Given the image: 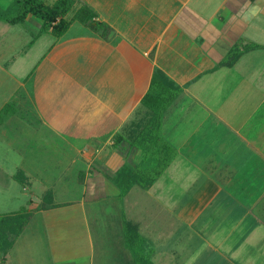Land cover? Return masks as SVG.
I'll list each match as a JSON object with an SVG mask.
<instances>
[{"label": "crops", "instance_id": "0c3cea01", "mask_svg": "<svg viewBox=\"0 0 264 264\" xmlns=\"http://www.w3.org/2000/svg\"><path fill=\"white\" fill-rule=\"evenodd\" d=\"M74 1V8L85 4L110 26L107 38L74 20L55 39L39 32L41 20L28 15L20 23L28 26L19 27L22 41L13 27L19 23H0V69L22 87L24 103L0 119V133L13 120L27 134L15 133L12 152L33 161L57 160L62 171H78L79 199L55 203L49 187L55 204L33 203L37 212L75 203L84 219L89 207L107 201L104 211L111 216L103 211V218L117 228H96L98 234L87 237L89 255L98 254L105 264L111 255L118 264H135L124 243V223L141 235V250L153 264H264V164L259 171L255 165L250 171H232L211 165L208 152L200 157L202 171L186 168L210 143L208 137H214L213 145L219 141L217 127L244 134L248 117L237 114L243 113L248 94L243 99L229 88L239 72L252 74L251 54L264 49V0ZM249 43L263 46L244 50L230 66L221 64L233 47ZM13 65L26 71L17 73ZM155 68L180 88L163 111L160 128L175 156L150 187L135 184L120 197L114 172L122 165L136 168L143 151L127 139L115 146L113 139L148 111L142 98ZM5 83L1 78L0 85ZM232 116L237 122L228 120ZM18 169L30 187L27 169ZM8 185L7 176L0 179L1 190ZM91 222L102 221L93 216Z\"/></svg>", "mask_w": 264, "mask_h": 264}, {"label": "rangeland", "instance_id": "374dc122", "mask_svg": "<svg viewBox=\"0 0 264 264\" xmlns=\"http://www.w3.org/2000/svg\"><path fill=\"white\" fill-rule=\"evenodd\" d=\"M7 2H10V0H0V7L5 9L8 6V4L6 5ZM21 25L28 26L25 22L24 24H16L13 27L16 31V40L23 41L24 37L22 36L25 34H22L19 30ZM258 50V52L254 51L251 54V61L248 64L249 71H252V74H248L250 72L246 73L245 70L239 72L242 75L236 76L231 88H229L232 89V95L237 94L243 99L248 94V99L246 98L248 101L243 103V113L239 112L237 114L241 119L248 117L249 122H244L245 126L241 130L244 134L236 135L227 132L229 131L227 126L224 128L217 127L216 130L220 132L219 138L216 139H219V141L213 145L215 142L214 137H208L207 140L210 143L202 145L203 152L195 157L192 165L186 167L187 171L191 168L195 171H202L203 164L200 157H204L208 152L207 157L213 159L211 165L229 167L232 168V171H250L254 165L256 171H259L258 168L263 167L264 163H261V158L264 157V49ZM0 64L2 65L1 62ZM14 70L17 73H23L26 71V67L22 65L17 69L14 67ZM8 71L13 72L11 69H8ZM8 75L0 69V79L2 78L6 82L0 85V106L6 104L0 111V119L5 114L12 113L13 110H21L24 104H20L23 95L22 87H15L12 78ZM4 76H7V78H4ZM246 76H248V79ZM220 97L221 95L218 94L217 99ZM216 106H219V104H216ZM228 120L237 122V117L232 116ZM14 126L13 120H9L8 129L3 130V134L0 133L2 134L0 136V171H3L0 174V179L5 181L7 176L8 184L11 183V187L8 185V188L4 191L0 189V214L17 212L21 207H24L31 209L32 217L18 235L19 237L16 238L12 250L9 252V262L1 261L0 256V264H89L91 258L94 264H105L102 259L100 260L98 254L95 256L89 255L90 244L87 237L89 233L98 234L99 230L96 228L103 231H107V227L111 228L110 231L117 228V224L116 226L111 223L107 225L103 218L102 213L106 212L108 215V210L104 211L107 201L102 203V200H100L96 202V206L93 204L92 208L89 207V210H87V212L89 211L88 215L86 214L84 219L81 216V209L75 203L69 206H58L57 204L58 209L56 210L37 212L40 209L35 207L33 203H39L40 205L43 192L46 191L44 189L48 190L49 187L54 188L53 200L55 203L58 201L71 202L79 199V186L76 183L78 171H62L60 167L55 166L57 160L41 157L40 160L35 159L33 161L29 156L25 157L12 152L10 149L15 141L13 139L18 138L15 133L27 134V129L22 125ZM251 137L253 143H250ZM15 145L17 146V144ZM21 146L19 144V147ZM17 168L27 169L25 172L30 174V187L13 178L12 175ZM204 171H208V169ZM161 179L162 182L164 178ZM54 202L52 201V203ZM93 216L98 217V220L102 222L92 225L91 219ZM262 239L264 240V238ZM98 240L97 244L101 246V239ZM98 248L99 246H97L99 251L100 248ZM110 259L112 260L110 264H118L117 259L112 258V255Z\"/></svg>", "mask_w": 264, "mask_h": 264}, {"label": "trees", "instance_id": "16d2710c", "mask_svg": "<svg viewBox=\"0 0 264 264\" xmlns=\"http://www.w3.org/2000/svg\"><path fill=\"white\" fill-rule=\"evenodd\" d=\"M74 3V0H55L52 3H46L44 0H10L5 9L0 7V21L10 24L22 23L28 15H32L41 20L39 32H49L57 39L66 32L74 20H77L107 38L111 32L110 26L97 20L95 12L89 6L82 4L74 8ZM260 46L263 45L249 43L243 49L233 47L221 64L230 66L244 50ZM179 90V86L174 84L164 72L155 68L149 89L142 98V103L148 111L141 120L137 121L135 127H130L127 133H118L114 137L115 146L123 139H127L131 145L143 151V157L136 168L129 169L126 165H122L114 172L113 182L119 189L120 197H123L135 184L143 188L150 187L174 158L175 150L161 137L160 128L162 113ZM12 176L20 183L28 184V177L21 169L15 171ZM52 197L51 190L45 191L42 195L41 207L46 208L52 204ZM20 210L0 214V256L3 262L32 215L30 208L21 207ZM123 233L125 245L135 255V264H153L141 250L143 244L141 235L125 223Z\"/></svg>", "mask_w": 264, "mask_h": 264}]
</instances>
